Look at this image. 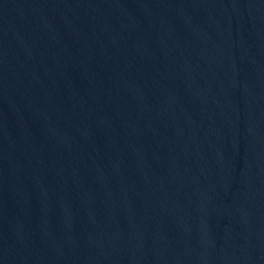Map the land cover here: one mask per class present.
<instances>
[{
  "label": "water",
  "instance_id": "obj_1",
  "mask_svg": "<svg viewBox=\"0 0 264 264\" xmlns=\"http://www.w3.org/2000/svg\"><path fill=\"white\" fill-rule=\"evenodd\" d=\"M0 264H264V0H0Z\"/></svg>",
  "mask_w": 264,
  "mask_h": 264
}]
</instances>
